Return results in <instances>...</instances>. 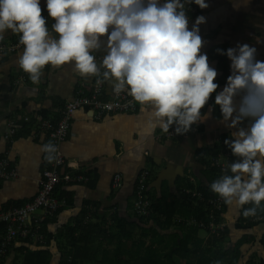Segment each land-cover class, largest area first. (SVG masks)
I'll list each match as a JSON object with an SVG mask.
<instances>
[{
    "label": "clouds",
    "instance_id": "clouds-1",
    "mask_svg": "<svg viewBox=\"0 0 264 264\" xmlns=\"http://www.w3.org/2000/svg\"><path fill=\"white\" fill-rule=\"evenodd\" d=\"M193 5L210 7L209 0H0V53L6 36H16L15 64L33 85L46 67L65 66L98 87L109 85L147 115L149 133L184 136L218 109L215 121L229 130L223 143L234 159L208 187L254 217L264 210V60L249 43L217 47L229 61L221 84L204 51L207 17L193 20ZM40 150L49 163L57 159L53 143Z\"/></svg>",
    "mask_w": 264,
    "mask_h": 264
},
{
    "label": "crops",
    "instance_id": "crops-1",
    "mask_svg": "<svg viewBox=\"0 0 264 264\" xmlns=\"http://www.w3.org/2000/svg\"><path fill=\"white\" fill-rule=\"evenodd\" d=\"M209 3L210 7L204 10L196 6L191 16L193 20L198 14L207 17V22L200 26L206 41L204 51L219 69L218 79L223 84L229 74V61L216 54L217 47L249 43L257 47L258 59L264 60V0H238L237 8L231 0H209ZM15 38L8 35L4 43ZM19 51L0 54V157L7 156L17 170L15 178L0 181V211L23 205L36 195L42 170L49 163L40 150L41 145L50 142L46 132H38L39 124L44 118H58L64 104L79 88L88 90L94 79L85 80L65 66L62 70L46 67L39 85H33L28 77L20 82V69L14 60ZM103 97H110L107 84ZM218 114L217 109L211 119L197 126L196 132L178 139H164L158 137L162 134L158 128L152 133L145 129L147 115L140 110L109 112L97 118L88 107H79L62 144L68 165L62 169L84 179L57 185L55 193L65 204L46 218L42 230L57 236L64 225L76 227L80 223L100 222L114 214L132 217L138 177L147 171V193L158 207L154 217L163 222L170 215L169 231L177 232L178 218L189 216L194 209L193 203L184 198L183 190L199 191L201 183L206 181L205 163L212 159L211 150L217 149L222 137H228L229 130L215 121ZM11 128L15 132L9 134ZM116 174H120L121 180L118 187L113 184ZM41 214L42 210H38L37 215ZM241 216V208L224 204L220 219L228 229L225 245H239L236 264H261L264 225L243 228ZM207 237L204 231L197 232L196 238L205 242ZM22 240L11 243L0 264H11L23 246L35 249L38 245L32 240L30 244ZM52 240L48 247L51 264H59L58 239Z\"/></svg>",
    "mask_w": 264,
    "mask_h": 264
},
{
    "label": "trees",
    "instance_id": "trees-1",
    "mask_svg": "<svg viewBox=\"0 0 264 264\" xmlns=\"http://www.w3.org/2000/svg\"><path fill=\"white\" fill-rule=\"evenodd\" d=\"M211 153L212 159L219 156L222 153L221 146L211 150ZM211 161L205 163L206 181L201 183L199 189L204 200L183 193L184 198L193 203L194 209L189 216L178 218L180 228L177 232L169 231L172 219L170 215L165 222L156 221L154 213L158 211V207L150 199L152 212L146 217L134 213L132 217L114 214L108 220L99 219L100 222L80 223L76 227L64 225L57 236L46 233L43 229L44 241L36 244L35 249L23 246L19 250V256L11 264H51L52 255L48 247L53 238L58 239L61 251L59 264H214L217 260L223 261V264H236L240 257V247L225 245L228 241L226 226L210 232L207 228L186 224L185 218L190 216L207 221L210 207L205 201L214 195L208 186L218 178L219 172V167ZM220 218L218 215V219ZM45 223L46 220L42 226ZM257 224L264 225V210L258 211L254 217L241 216L240 225L243 228ZM1 227L3 225L0 226V231ZM199 230L208 235L205 242L203 238H196ZM261 241L264 246V233ZM22 242L31 243L29 239H23ZM22 250L25 252L21 253Z\"/></svg>",
    "mask_w": 264,
    "mask_h": 264
},
{
    "label": "built area",
    "instance_id": "built-area-1",
    "mask_svg": "<svg viewBox=\"0 0 264 264\" xmlns=\"http://www.w3.org/2000/svg\"><path fill=\"white\" fill-rule=\"evenodd\" d=\"M192 9L193 13L196 12V6L193 5ZM17 39L18 38L13 42L3 43L4 52L0 54H14L20 50ZM18 76V81L20 82L26 81L28 77L22 70H20ZM105 88L106 84L98 87L95 84L94 78L88 90L79 88L74 97L64 104L58 118L54 120L51 118H44L40 122L38 132H46L50 142L56 145L57 159L52 163H48L42 170L39 189L33 199L23 205L9 207L0 211V226L3 225L0 231V262L6 257L10 245L15 239H29L37 243H42L44 241V234L42 233L43 222L48 216L55 213L65 204V200L59 198L55 193L57 185L61 182H80L84 179L83 176L73 175L70 171H64L62 169L68 166L62 153V144L68 135L74 112L79 107L85 106L88 107L95 117L100 118L109 112H137L139 110L137 105L130 102V97L125 94L115 97L112 94L111 88L110 97L104 98ZM196 131L197 126H194L193 130L189 133ZM14 132V128L9 130V134ZM158 137L164 139H178L181 136H176L170 131L167 134H160ZM226 138V136L222 137L220 141L222 153L212 159L213 163L219 167L218 176L221 174L222 166L226 165L227 159L229 161L234 159L231 151L223 143ZM16 176V167L12 165L9 158H7V156L0 157V181L10 180ZM147 178V171H143L138 177L133 201V213L144 217L149 216L152 212V203L147 193ZM120 181V174H116L113 178L114 186H120ZM183 193L196 197L199 200H204L201 191L184 189ZM205 202H207L210 207L207 213V221L198 220L190 216L185 218L186 224L195 225L203 229L207 228L210 232H215L220 228H224L226 224L223 222V219H218V215H221L224 208L223 201L216 195H212L208 197ZM38 210H42L41 215H37Z\"/></svg>",
    "mask_w": 264,
    "mask_h": 264
},
{
    "label": "rangeland",
    "instance_id": "rangeland-1",
    "mask_svg": "<svg viewBox=\"0 0 264 264\" xmlns=\"http://www.w3.org/2000/svg\"><path fill=\"white\" fill-rule=\"evenodd\" d=\"M16 38H17V37H16ZM16 38H15V39H16ZM15 39H14V40H15ZM14 40H13V41H14ZM13 41H12V42H13ZM199 231L203 232V230H199Z\"/></svg>",
    "mask_w": 264,
    "mask_h": 264
}]
</instances>
